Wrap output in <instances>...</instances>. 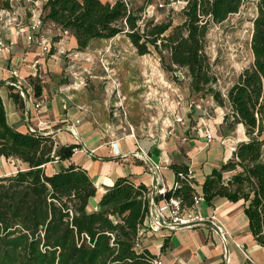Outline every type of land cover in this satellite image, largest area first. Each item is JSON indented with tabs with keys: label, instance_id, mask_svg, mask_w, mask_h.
I'll use <instances>...</instances> for the list:
<instances>
[{
	"label": "trees",
	"instance_id": "obj_1",
	"mask_svg": "<svg viewBox=\"0 0 264 264\" xmlns=\"http://www.w3.org/2000/svg\"><path fill=\"white\" fill-rule=\"evenodd\" d=\"M2 1L0 11L16 8L15 0ZM184 1V21L176 26L171 20L143 24L142 14L123 0H46L41 19L73 35L79 52L96 40L126 35L139 56L155 52L166 72L184 71L192 95H208L227 109L222 135L242 125L247 140L207 176L201 192L179 178L188 166L172 165L178 185L164 197L179 198L185 208L193 206L195 192L208 204L218 197L242 202L251 234L264 246V0H257L253 21V64L226 95L217 88L207 36L212 23L222 24L238 13L244 0ZM30 83L40 98L37 78ZM9 89L24 110L23 97L15 87ZM80 149V144L56 145L52 134L14 129L0 97V159H15L20 166L15 174L0 175V264H153L156 256L140 247L141 232L152 227L148 187L119 178L90 210L98 190L86 169L70 163L51 175L46 172L48 164L70 161ZM229 172L235 173L226 177Z\"/></svg>",
	"mask_w": 264,
	"mask_h": 264
},
{
	"label": "crops",
	"instance_id": "obj_2",
	"mask_svg": "<svg viewBox=\"0 0 264 264\" xmlns=\"http://www.w3.org/2000/svg\"><path fill=\"white\" fill-rule=\"evenodd\" d=\"M49 24L55 27L54 24ZM55 28L45 30L52 48L49 54H45L37 44H27L23 33H11L0 22V39L8 47L7 51L0 54V97L8 124L14 129L26 133L30 128H34L52 134L56 145H81V149L70 161L53 162L45 168L50 175L70 163L86 169L98 190L96 197L90 202V210L98 207L105 189L119 178H129L136 185L143 184L150 192H155L163 185L167 190L171 189L176 182L172 165L192 167L196 190L201 192L207 176L214 169H220L221 165L227 163L233 156L229 148L221 143L205 144L201 135L204 124L218 139H232L238 143L247 140L242 125L236 130L237 137L225 138L227 136L217 135L216 125L202 117L195 125L181 127L174 124L179 114L176 109L173 111V104L170 106L172 111L170 116L164 120V125L162 124L160 129L155 126L158 121H155L156 129L125 121L121 117V110L134 115L132 112L134 103L131 99L125 108L123 105L121 107L120 103L113 102L108 94L91 90L89 83L92 82L87 84L83 78L76 77L84 71H79L81 67L72 66V62L68 68L71 77H65L63 59L64 56L68 57L71 56L70 53H74L72 50L77 49V41L73 35ZM54 37L60 39L55 41ZM103 42L91 46L102 48ZM14 66L27 80L35 78L42 80L39 82L42 87L41 97L26 102L24 110H21L10 97L9 87L12 79L8 68ZM127 79L130 81L131 77L128 76ZM154 83L158 84L155 80ZM131 90L129 87L125 95L129 96ZM36 103H39V108L35 107ZM215 111L219 112L216 124L221 128L227 109L215 107ZM143 114L145 115V112ZM135 115L138 116L137 113ZM72 125L76 127V134L71 129ZM172 130L174 133L170 135L169 132ZM184 134L186 135L183 136ZM138 146L154 162L163 165L162 183L161 181L156 183L154 179L156 175L150 172L148 164L135 155ZM8 161L11 160L0 159L1 176L15 174L20 169L16 160L13 168L9 167L11 164ZM232 174L234 173H226V177ZM196 210L204 217L214 213L217 215L231 235L227 250L209 225L192 229H170L152 224L151 228L143 230L140 247L147 249L156 256L155 260H161L163 264H264V246L251 234L242 202L233 203L226 198L218 197L211 204L206 201L201 203Z\"/></svg>",
	"mask_w": 264,
	"mask_h": 264
},
{
	"label": "rangeland",
	"instance_id": "obj_3",
	"mask_svg": "<svg viewBox=\"0 0 264 264\" xmlns=\"http://www.w3.org/2000/svg\"><path fill=\"white\" fill-rule=\"evenodd\" d=\"M45 1L35 0L33 3L32 0H15L14 4L20 17L28 20L30 12L40 13ZM102 1L106 2V0ZM107 2L115 3L116 0H107ZM184 2V0H128L129 7L139 15L142 14L143 24L150 20L155 23L171 20L174 26L180 25L184 21L180 13ZM3 3L0 0V5ZM159 3H163L164 7L159 8ZM150 5L155 6L156 10L150 9L148 12ZM256 16L257 0H244L238 13L231 15L222 24L212 23L210 25L206 52L213 66V72L218 78L217 88L223 95H226L238 81L243 71L253 64L251 41L253 21ZM47 28L53 30L55 27L48 23L45 30ZM55 39L57 41L59 37ZM101 41H104L102 48L101 46H95L99 48L91 46L101 43ZM91 45L83 52L73 49L74 53H70L71 56H64L65 77H71L68 68L72 62V66L81 67L79 71H84L76 77L83 78L87 84L92 82L89 83L91 90L108 94L113 102L116 101L125 108L128 100L131 99L134 103V109H132L134 115L121 110V117L125 121L131 124L136 122L138 125H145L147 128L154 127L155 121H158L155 126L160 129L162 124L164 125V120L170 116V112H172L170 106L173 104V111L176 109L179 117H184L185 122V125L176 122L174 124L181 127L191 126L199 122V118L202 117L216 125L217 135L223 136L221 128L216 124L219 112L215 111V107L219 106L208 95H192L189 79L184 71L166 72L155 52L139 56L126 35H119L111 40H96ZM73 54L81 55L73 56ZM128 76L131 77L130 81L127 79ZM67 80L65 79V81ZM154 80L158 84H155ZM41 81L38 80V82ZM129 87L132 90L128 96L125 95V92ZM228 137H237L236 131L225 138ZM216 143L218 144L220 141L218 140ZM10 160L8 161L11 164L9 167L13 168L15 159Z\"/></svg>",
	"mask_w": 264,
	"mask_h": 264
},
{
	"label": "built area",
	"instance_id": "obj_4",
	"mask_svg": "<svg viewBox=\"0 0 264 264\" xmlns=\"http://www.w3.org/2000/svg\"><path fill=\"white\" fill-rule=\"evenodd\" d=\"M123 1L126 3L127 7L130 8L128 0ZM158 6L159 8H163L164 4L159 3ZM150 9L156 10V7L150 5L148 7V12H150ZM0 22L11 33H23L25 35L27 44H37L45 54H49L51 52V40L48 39V37H46L45 35V25L41 19V11L39 14L31 12L29 19L26 20L20 17L17 8H15L13 11L1 10ZM141 22L142 21H140V23ZM63 33L68 34V32ZM7 50L8 47L6 43L2 39H0V54ZM8 72L10 74V78L12 79V82L10 83L11 86L15 87V92L20 93L25 103H28L29 100L36 98L33 85L29 80L21 76L20 70L17 67L14 66L8 68ZM39 106V103L35 104L36 108H39ZM175 122L185 125L184 117H179V115L175 118ZM77 123H79V121H77ZM71 129L73 133L76 134V127L74 125H72ZM30 131L35 132L38 130L30 128ZM39 131L43 132L41 130ZM173 133V130L169 132L170 135H172ZM201 135L204 138L206 145H210L219 140L223 146H227L229 148L232 154H234L236 151L238 142L232 139L216 138L212 130L205 124L203 126V130L201 131ZM135 155L143 159L145 163L148 164L150 172L156 175V177L154 178L156 183H160V181L162 183L163 179L161 176V171L164 168L163 165L154 162L140 146H138V152H135ZM179 178L183 183L187 184L193 189H196V181L194 177V170L192 167H189L186 173H179ZM177 185V182H175L172 188L176 187ZM166 192L167 189L164 188L163 185L162 188H157L155 192L149 193V196L151 198L150 217L152 224L157 226H166L170 229H192L199 226L209 225L210 229L220 237L225 249H228L231 235L226 231L224 225L221 223L217 215L214 213L211 216L204 217L196 210V208L201 203L205 202V198L201 194L195 192L193 196V206L191 208H185L183 207L179 198L170 197L169 199H166L164 197L166 195ZM156 196H162L163 198L157 203L156 201H153ZM143 235L144 231H142L140 234L141 238L143 237ZM237 246L239 248H242V246L239 244H237ZM153 264H163V262L161 260H154Z\"/></svg>",
	"mask_w": 264,
	"mask_h": 264
},
{
	"label": "water",
	"instance_id": "obj_5",
	"mask_svg": "<svg viewBox=\"0 0 264 264\" xmlns=\"http://www.w3.org/2000/svg\"><path fill=\"white\" fill-rule=\"evenodd\" d=\"M153 201H155V198L153 199Z\"/></svg>",
	"mask_w": 264,
	"mask_h": 264
}]
</instances>
